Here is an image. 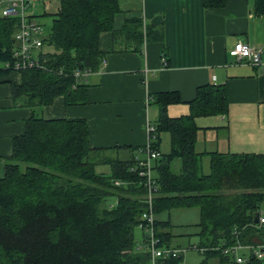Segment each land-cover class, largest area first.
Segmentation results:
<instances>
[{
    "label": "trees",
    "instance_id": "16d2710c",
    "mask_svg": "<svg viewBox=\"0 0 264 264\" xmlns=\"http://www.w3.org/2000/svg\"><path fill=\"white\" fill-rule=\"evenodd\" d=\"M203 1L204 8L227 4V0ZM46 3L41 16L48 15L52 24L38 52L44 68L1 64L13 59L20 17L0 14V71L21 72V80L12 82L13 93L32 108L0 177V264H149L150 253L135 239L147 188L140 166L134 167L135 155H107L105 149L89 143L85 119H47L40 107L59 95L68 105L86 102L87 84L74 71L99 68L105 52L98 39L104 30L133 42L140 53L144 42L164 39L165 30L135 15L115 30V17L123 11L119 0ZM252 11L264 16V0H253ZM226 88L203 83L187 103L189 113L175 117L166 108L182 102L176 90L152 95L160 114L153 123L149 148L159 151L163 131L171 140L169 152L152 161L158 185L154 210L158 216L180 206L200 209V242L194 246L205 256L196 264H208L212 256L219 261L231 257L219 248L225 243H264V226L253 221L255 212L264 216V152L195 150L200 128L194 119L227 114ZM138 148L145 147L128 149ZM206 154L208 172L202 167ZM178 158L176 172L170 163ZM100 166L109 167V172L98 171ZM156 216V236L161 245L172 246L169 220ZM183 256L156 258L155 264H179ZM235 264L264 262L251 254Z\"/></svg>",
    "mask_w": 264,
    "mask_h": 264
},
{
    "label": "crops",
    "instance_id": "0c3cea01",
    "mask_svg": "<svg viewBox=\"0 0 264 264\" xmlns=\"http://www.w3.org/2000/svg\"><path fill=\"white\" fill-rule=\"evenodd\" d=\"M48 1L32 0L29 12L45 21L49 16L41 13ZM119 2L123 11L115 17V30L135 15L144 23L162 25L164 39L144 42L140 53L133 42L104 30L98 45L105 52L106 63L101 62L85 80L86 102L68 105L63 96H56L40 107L42 117L85 119L91 146L122 158L138 152L129 147H143L149 142L147 126L160 114L152 95L176 90L182 102L166 108L175 117L189 113L187 103L203 83L225 84L228 112L194 119L200 128L195 150L264 152V64L236 62L229 54L232 45L244 40L262 49L264 62V16L254 14L253 0H227L220 8H204L203 0ZM162 52L168 60L166 65L160 57ZM20 80V71H0V177L13 152L14 138L24 132L32 114V108L13 93L12 82ZM209 158L206 154L202 164L209 166ZM240 253L245 255L248 250ZM213 258L217 264H235L232 257L222 261Z\"/></svg>",
    "mask_w": 264,
    "mask_h": 264
},
{
    "label": "built area",
    "instance_id": "2783aa9c",
    "mask_svg": "<svg viewBox=\"0 0 264 264\" xmlns=\"http://www.w3.org/2000/svg\"><path fill=\"white\" fill-rule=\"evenodd\" d=\"M32 5V0H0V7L4 14L8 15H19L20 24L18 29L15 31V46L13 47V59L2 63L5 67H13L14 69H24L28 67H40L44 68L45 63L42 58L38 55L39 50L43 49V38L46 36L43 29V23L40 19L35 17L29 12V8ZM229 54L234 55L236 62H248L249 64L258 66L263 65V53L260 47H253L247 41H238L235 45H232L229 49ZM162 63L166 65L167 57L162 52L160 55ZM106 63V59L102 58V65ZM92 69H77L74 71L75 76H81L83 80L91 74ZM150 140L151 132L155 131L152 123L148 124ZM144 149H139L135 154L136 165L139 167L140 176L144 177L146 183V194H145V210L140 216V222L138 225L142 229V243L140 247L144 251L150 253L149 264H155L156 258H168L180 257L184 255V246H170L161 245V239L156 236V227L154 224L155 210H154V195L158 188L157 182L153 177L152 161L161 157V154L157 150H153L150 147V141ZM117 182V181H116ZM118 183V182H117ZM259 221L264 223V216L259 217ZM195 248L196 246H189ZM197 248V247H196ZM222 253L231 256L236 263H243L247 260L248 256L253 254L257 259L264 262V244L259 245H243L239 241L232 244H223L219 247ZM247 249L248 253L241 255L240 250ZM200 250V249H199ZM183 259V258H182ZM179 264H183L181 261Z\"/></svg>",
    "mask_w": 264,
    "mask_h": 264
},
{
    "label": "rangeland",
    "instance_id": "374dc122",
    "mask_svg": "<svg viewBox=\"0 0 264 264\" xmlns=\"http://www.w3.org/2000/svg\"><path fill=\"white\" fill-rule=\"evenodd\" d=\"M30 10V8H29ZM3 13L2 8L0 7V13ZM41 19V18H40ZM42 20V19H41ZM44 21V20H42ZM50 24H52V19L49 17L45 18L44 25L45 29L44 31H49ZM43 25V27H44ZM161 146H160V153H168L170 150V138L167 133V131H163L161 134ZM114 156L111 152H108L107 155ZM203 170L204 172H208L210 170V167L208 166L207 162H204L203 164ZM180 158L173 160L171 163V168L178 172L180 170ZM109 167L107 166H100L97 167L98 171H105L109 172ZM200 209L197 208V206L194 207H183L180 206L179 208L171 209V211H166L164 213H161L160 215L156 216L157 219L166 221L169 220L170 226V232L172 234V243H170L172 246L179 245L184 246L185 252L183 256V264H196L197 262H200L204 258V254L201 251H198V249L190 248V245H195L200 242V237L198 236L199 232V226L198 222L200 220ZM140 226H138L137 230L135 231V239L138 241V243H142V232H141ZM216 258L210 257L208 260V264H217L216 260H213Z\"/></svg>",
    "mask_w": 264,
    "mask_h": 264
},
{
    "label": "water",
    "instance_id": "95a60500",
    "mask_svg": "<svg viewBox=\"0 0 264 264\" xmlns=\"http://www.w3.org/2000/svg\"><path fill=\"white\" fill-rule=\"evenodd\" d=\"M259 216H260L259 212H255V213H254V219H253V221H254L255 223H259V222H260V221H259Z\"/></svg>",
    "mask_w": 264,
    "mask_h": 264
}]
</instances>
